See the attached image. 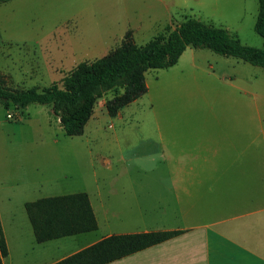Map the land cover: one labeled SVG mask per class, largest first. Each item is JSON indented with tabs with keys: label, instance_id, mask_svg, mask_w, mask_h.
Masks as SVG:
<instances>
[{
	"label": "rangeland",
	"instance_id": "rangeland-1",
	"mask_svg": "<svg viewBox=\"0 0 264 264\" xmlns=\"http://www.w3.org/2000/svg\"><path fill=\"white\" fill-rule=\"evenodd\" d=\"M257 9L258 0H7L0 3V80L16 90L60 85L78 63L118 46L127 31L143 44L186 17L223 27L260 48L262 38L253 29ZM144 77L146 91L122 108L120 118L97 109L78 136L64 133L48 104L21 110L0 104L1 173L7 184L28 190L25 195L32 198L86 191L94 207L97 228L46 241L51 259L105 235L175 227L172 186L165 176L169 161H159L156 149L141 141H156L162 133L171 145L175 133L218 132L220 117L246 116L257 104L264 146L262 67L187 46L174 65L148 69ZM113 95L109 90L104 97ZM137 145L138 160H129L127 154H134L128 151ZM24 149H36V155L12 154ZM43 149H51V155L43 156ZM134 200L143 202L141 220ZM26 251L34 253L30 246Z\"/></svg>",
	"mask_w": 264,
	"mask_h": 264
},
{
	"label": "crops",
	"instance_id": "crops-1",
	"mask_svg": "<svg viewBox=\"0 0 264 264\" xmlns=\"http://www.w3.org/2000/svg\"><path fill=\"white\" fill-rule=\"evenodd\" d=\"M105 94L100 97L104 98L103 103L100 98L98 105L95 103L84 129L90 120L97 117V109L102 111L105 108L104 103L109 99L104 97ZM123 107L114 115L116 118L121 117ZM252 107L253 112L246 116L232 114L220 117L223 125L218 132L200 135L175 133L171 145L164 141L162 133L157 134L156 141L148 139L140 142L143 143L141 146L149 142L156 149L159 161H169L165 176L172 186L175 209L171 208V215L175 217V227L167 225L162 228L181 232L105 264H264V146H260L262 122L258 105L255 111L254 104ZM138 145L128 151L134 154H127L129 160H138ZM16 151L12 154L36 155V149ZM42 151L43 156L51 155V149ZM1 171L3 164L0 160V224L7 246V255L2 257L3 264H52L99 240L86 241L68 253L58 254L51 259L43 246L46 241L36 242L34 234V240L31 237L32 227L24 207L25 202L38 198L26 197L28 190L7 184L5 171L3 174ZM42 177L44 182L49 181V176ZM75 192L80 191L62 194ZM88 198L95 215L89 195ZM141 203L133 202L139 220L145 214ZM21 207L26 218L22 215ZM161 212L166 214L164 207ZM25 219H28L31 230ZM144 231L150 229L131 232ZM28 246L34 251L33 254L27 255Z\"/></svg>",
	"mask_w": 264,
	"mask_h": 264
},
{
	"label": "trees",
	"instance_id": "trees-1",
	"mask_svg": "<svg viewBox=\"0 0 264 264\" xmlns=\"http://www.w3.org/2000/svg\"><path fill=\"white\" fill-rule=\"evenodd\" d=\"M7 0H0L5 2ZM158 34L143 44H136L130 31L120 44L104 55L78 63L61 84L52 83L38 91L31 87L16 90L0 80V104L21 110L31 103L48 104L64 133L80 135L90 118L96 101L109 90L113 97L104 103L110 116L146 91L144 74L151 68H167L176 63L187 46L241 59L264 69V0H258L254 31L261 36L260 48L242 43L227 29L192 17ZM122 89L117 94L116 88ZM36 242L74 235L97 228V221L85 192L41 197L24 203ZM180 230L160 229L144 232L106 235L52 264H105L133 252L165 241ZM7 255V246L0 224V264Z\"/></svg>",
	"mask_w": 264,
	"mask_h": 264
},
{
	"label": "built area",
	"instance_id": "built-area-1",
	"mask_svg": "<svg viewBox=\"0 0 264 264\" xmlns=\"http://www.w3.org/2000/svg\"><path fill=\"white\" fill-rule=\"evenodd\" d=\"M8 117L10 116V115H7Z\"/></svg>",
	"mask_w": 264,
	"mask_h": 264
}]
</instances>
